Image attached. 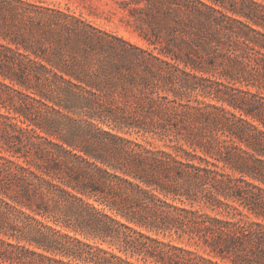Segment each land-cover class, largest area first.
Wrapping results in <instances>:
<instances>
[{
    "label": "trees",
    "instance_id": "1",
    "mask_svg": "<svg viewBox=\"0 0 264 264\" xmlns=\"http://www.w3.org/2000/svg\"><path fill=\"white\" fill-rule=\"evenodd\" d=\"M44 2L0 0V264H264V0H121L147 46Z\"/></svg>",
    "mask_w": 264,
    "mask_h": 264
},
{
    "label": "rangeland",
    "instance_id": "2",
    "mask_svg": "<svg viewBox=\"0 0 264 264\" xmlns=\"http://www.w3.org/2000/svg\"><path fill=\"white\" fill-rule=\"evenodd\" d=\"M37 1V0H32ZM44 4L82 15L91 23L121 35L139 45L147 46L146 40L136 30L134 20L120 7L121 0H44ZM163 24V23H160ZM159 25V23L157 24ZM151 32V31H149ZM135 135V134H134ZM141 139V138H139ZM82 237V236H80ZM178 242V240H175ZM108 248V244L102 245Z\"/></svg>",
    "mask_w": 264,
    "mask_h": 264
}]
</instances>
